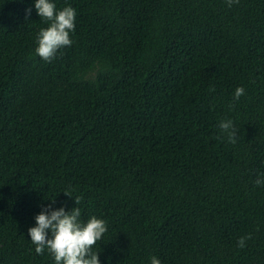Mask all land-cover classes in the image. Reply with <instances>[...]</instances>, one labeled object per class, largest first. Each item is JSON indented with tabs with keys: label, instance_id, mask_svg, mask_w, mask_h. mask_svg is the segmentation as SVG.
<instances>
[{
	"label": "trees",
	"instance_id": "trees-1",
	"mask_svg": "<svg viewBox=\"0 0 264 264\" xmlns=\"http://www.w3.org/2000/svg\"><path fill=\"white\" fill-rule=\"evenodd\" d=\"M52 2L76 26L46 62L36 0H0V264H55L49 207L107 221L100 264H264V0Z\"/></svg>",
	"mask_w": 264,
	"mask_h": 264
},
{
	"label": "clouds",
	"instance_id": "clouds-1",
	"mask_svg": "<svg viewBox=\"0 0 264 264\" xmlns=\"http://www.w3.org/2000/svg\"><path fill=\"white\" fill-rule=\"evenodd\" d=\"M227 3L231 7L233 3L239 4V0H227ZM35 9L40 18L50 22L47 28H41L35 52L44 61L51 62L61 49L72 45L71 34L75 32L77 13L71 6L57 11L56 4L52 0H36ZM26 14L30 16L31 9H26ZM244 94L245 89L238 87L234 93V100L239 101ZM219 128L223 134H227L229 143H236L238 131L233 121L223 120ZM215 138L221 139L220 136ZM255 183L257 186L264 185V179L258 178ZM64 195L73 197L70 191H66ZM80 201L81 197H75L76 205H79ZM80 217L79 207H75L71 212L65 211L64 207L58 210L50 207L44 209L35 217L36 226L28 230L31 243L35 245V252L42 255L47 249L53 256L55 264H100V253L92 249L108 231L107 221L92 216L84 223ZM251 238V234L242 236L237 241V246L243 249L246 241ZM150 264H162V262L153 256Z\"/></svg>",
	"mask_w": 264,
	"mask_h": 264
}]
</instances>
